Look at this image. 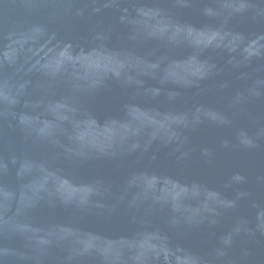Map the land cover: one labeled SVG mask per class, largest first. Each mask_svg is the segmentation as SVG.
<instances>
[{
	"label": "water",
	"instance_id": "obj_1",
	"mask_svg": "<svg viewBox=\"0 0 264 264\" xmlns=\"http://www.w3.org/2000/svg\"><path fill=\"white\" fill-rule=\"evenodd\" d=\"M0 264H264V0H0Z\"/></svg>",
	"mask_w": 264,
	"mask_h": 264
}]
</instances>
